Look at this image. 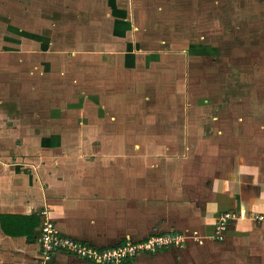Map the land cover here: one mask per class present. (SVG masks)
<instances>
[{"label":"rangeland","instance_id":"1","mask_svg":"<svg viewBox=\"0 0 264 264\" xmlns=\"http://www.w3.org/2000/svg\"><path fill=\"white\" fill-rule=\"evenodd\" d=\"M0 52V194L33 193L28 179L8 180L16 171L47 197L135 169L160 191L183 182L193 206L179 214L170 203L134 241L168 243L136 256L188 243L198 253L185 264H264L263 213L246 214L229 192L235 206L206 219L212 174L221 186L232 162L264 176V0H0ZM23 137L25 148L2 147Z\"/></svg>","mask_w":264,"mask_h":264},{"label":"crops","instance_id":"2","mask_svg":"<svg viewBox=\"0 0 264 264\" xmlns=\"http://www.w3.org/2000/svg\"><path fill=\"white\" fill-rule=\"evenodd\" d=\"M6 55L7 52H0V65L8 61V56L6 57ZM49 116L56 118L58 115L54 109H51ZM23 132V130L20 131V133ZM3 138L4 136L2 139ZM21 141V145L12 146L2 144V147H16V149L25 148V143L23 142L24 137ZM0 149L3 150L4 148ZM5 157L6 160H3L2 163L10 165L7 160L9 156L3 155L2 159ZM11 157L15 158L16 160L14 163L18 164L16 161L19 156L14 154ZM134 159L136 158L129 156V168H131V165H134ZM231 161H233V159H231ZM231 168V173H227L226 176L223 177L222 185H224L225 188L224 192L220 190L222 189V185H218L220 176L212 174V176L209 177L207 196H209L210 199L208 201L209 209L206 212V219L208 222L210 221L212 223L215 214L220 212L221 209L235 206L234 199H229L232 195L242 200V207L246 214L249 215L254 211L264 214V176L258 172V169H256V173H254V171L246 168L240 169V167H233L232 162ZM184 169L185 168L178 169L177 175H179L180 171L183 172ZM18 172L19 171H16V173H9L8 180H12L16 184L17 180L24 181V179H28L33 182L31 185L33 189L31 192L33 193L31 195L26 194L28 203L24 206L27 202L24 197L26 186L23 184H18L17 187L15 184L12 185V187H16V192L13 193V190H11L4 191L0 194V215H39L40 220H43L44 216H42L41 213L43 210H46L45 217L54 225L59 234L90 246L104 248L118 245L126 240L132 243L142 240L153 233L152 230L155 229L153 224L159 220L158 217L160 216V212L163 218L167 217L165 214L166 211H170L171 209L170 203L175 204L177 213L179 214H186L189 208L193 207L190 202H187L192 198L191 195L186 192V185L183 184V182L181 185L180 182H176L175 187L171 190L166 189L165 191L163 189L165 193H163L161 189V193V191L158 190V182L156 180L153 181V178L151 181L148 180L146 175H144V177L147 182L146 185L143 186L140 183L141 180L137 179L135 169H130L127 172L128 174L121 173L114 175L111 185L105 186L103 184L98 186L95 190L83 189L80 183H78L79 186L71 184L72 186L65 185V187L62 185L58 191L49 189V195L47 197L43 196L42 192H39L37 182H34V178L30 176L26 178L25 174ZM169 173L170 170L166 169V173L164 174L168 177L174 176V174ZM19 174H21V176H19ZM4 177L5 175L3 174L2 168H0V179L4 180ZM190 177L193 181L199 183L203 176L194 172ZM101 178H103V176L99 175L97 179L100 180ZM145 178L143 180H145ZM212 178L214 179L213 184H215L217 180L216 189L213 190L216 197L215 209H212ZM48 179L51 182L52 179ZM177 179L179 180V178ZM167 183H172V180H169ZM233 185L236 186L234 192H232ZM8 188L9 186L7 189ZM60 189L62 190L60 191ZM59 191L60 193H58ZM229 192L232 193V195H230ZM217 197L219 199H217ZM161 207L164 208L165 212ZM195 218L196 217L193 215L188 216V228L192 229L196 226ZM187 226L188 224L178 223L176 227L185 229ZM164 227L166 226L160 224L157 226V230L159 232H165L166 230H164ZM196 251L195 248L191 247V244L187 243L185 248L181 250L166 249L155 254H140L130 262L123 264H185L187 259L189 260L193 257L194 253H198ZM38 254L39 245L35 236L32 242H27L24 237L6 236L0 229V264H37ZM50 264L99 263L81 260L75 256L57 252L53 255Z\"/></svg>","mask_w":264,"mask_h":264},{"label":"built area","instance_id":"3","mask_svg":"<svg viewBox=\"0 0 264 264\" xmlns=\"http://www.w3.org/2000/svg\"><path fill=\"white\" fill-rule=\"evenodd\" d=\"M45 213H41L44 218L34 233L39 245L37 264H50L53 255L57 252H64L81 260L99 264H121L123 259L134 258L139 252H142V245L145 249L153 247V250H155L154 245L168 243L165 239L162 241V238L145 241L143 243L140 242L141 245L130 243L127 240L124 244L98 248L59 234L54 225L45 217Z\"/></svg>","mask_w":264,"mask_h":264},{"label":"trees","instance_id":"4","mask_svg":"<svg viewBox=\"0 0 264 264\" xmlns=\"http://www.w3.org/2000/svg\"><path fill=\"white\" fill-rule=\"evenodd\" d=\"M40 224L41 220L39 215H0V229L2 233L9 237H24L27 242L34 240V233ZM126 241L120 244H124ZM130 261L131 259H123L122 264Z\"/></svg>","mask_w":264,"mask_h":264},{"label":"bare ground","instance_id":"5","mask_svg":"<svg viewBox=\"0 0 264 264\" xmlns=\"http://www.w3.org/2000/svg\"><path fill=\"white\" fill-rule=\"evenodd\" d=\"M62 253H64V252H62ZM66 254V253H65Z\"/></svg>","mask_w":264,"mask_h":264}]
</instances>
